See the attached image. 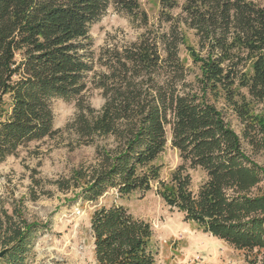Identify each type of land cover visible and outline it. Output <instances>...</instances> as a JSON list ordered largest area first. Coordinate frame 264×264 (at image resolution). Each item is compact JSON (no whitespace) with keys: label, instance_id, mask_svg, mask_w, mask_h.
<instances>
[{"label":"trees","instance_id":"1","mask_svg":"<svg viewBox=\"0 0 264 264\" xmlns=\"http://www.w3.org/2000/svg\"><path fill=\"white\" fill-rule=\"evenodd\" d=\"M110 7L146 29L96 53L89 28ZM182 45L197 68L191 79ZM90 85L101 90L99 109L84 102ZM219 97L264 155V109L251 106L264 107V0H159L150 26L137 0H0V163L56 133L55 98L76 100L69 127L96 144V162L59 181L61 189L72 181L74 198L92 203L109 190L117 198L155 190L185 221L251 252L247 264H264V165L244 151ZM168 132L180 163L163 179L156 159ZM190 169L204 174L196 190ZM36 226L13 231L14 252ZM90 230L96 264L155 263L150 222L124 205L97 206Z\"/></svg>","mask_w":264,"mask_h":264},{"label":"rangeland","instance_id":"2","mask_svg":"<svg viewBox=\"0 0 264 264\" xmlns=\"http://www.w3.org/2000/svg\"><path fill=\"white\" fill-rule=\"evenodd\" d=\"M137 1L148 17V25L156 22L159 0ZM252 1L260 3L263 0ZM145 29L125 11L110 7L98 21L91 24L89 34L93 49L98 53L106 45L134 40ZM186 43H194L191 31ZM179 53L190 71L187 78L191 79L197 68L184 45ZM95 68L99 69V66ZM83 97L84 102L95 109H99L104 102L101 90L91 85ZM217 105L239 135L244 151L264 165L263 152L254 151L243 139L242 124L230 106L220 97ZM251 106L253 112L264 109L255 101H251ZM52 109L56 133L19 146L14 154L0 163V252L7 249L0 256V264H96L90 215L97 206L111 202L124 205L134 216L150 222L155 249L154 264H247L252 257L251 252L237 249L202 231L194 223L185 221L182 213L167 206L155 190L141 197L131 195L128 198H117L115 192L109 190L92 203L74 198L78 190L74 189L72 181L68 189H61L59 181L71 180L76 171L87 170L96 162V144L78 141L69 127L78 111L76 100L55 98ZM169 136L168 132L164 150L156 159V163L161 165L163 179H167L180 163ZM105 141L99 139L98 143ZM189 172L192 188L196 190L204 174L199 169H190ZM261 187L264 190V181ZM25 225L37 226L30 234L25 249L14 252V248L11 249L16 245L13 231L24 230Z\"/></svg>","mask_w":264,"mask_h":264},{"label":"water","instance_id":"3","mask_svg":"<svg viewBox=\"0 0 264 264\" xmlns=\"http://www.w3.org/2000/svg\"><path fill=\"white\" fill-rule=\"evenodd\" d=\"M7 249H4L0 252V256L3 255L6 252Z\"/></svg>","mask_w":264,"mask_h":264}]
</instances>
